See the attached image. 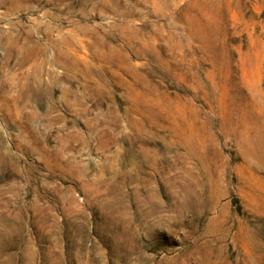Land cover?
<instances>
[{
  "label": "rangeland",
  "instance_id": "rangeland-1",
  "mask_svg": "<svg viewBox=\"0 0 264 264\" xmlns=\"http://www.w3.org/2000/svg\"><path fill=\"white\" fill-rule=\"evenodd\" d=\"M0 264H264V0H0Z\"/></svg>",
  "mask_w": 264,
  "mask_h": 264
},
{
  "label": "trees",
  "instance_id": "trees-1",
  "mask_svg": "<svg viewBox=\"0 0 264 264\" xmlns=\"http://www.w3.org/2000/svg\"><path fill=\"white\" fill-rule=\"evenodd\" d=\"M234 203H235V205H237V207H236L237 209L241 208L238 199H234Z\"/></svg>",
  "mask_w": 264,
  "mask_h": 264
}]
</instances>
